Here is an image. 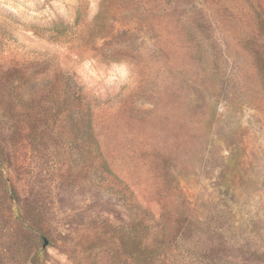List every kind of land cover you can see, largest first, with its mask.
Returning a JSON list of instances; mask_svg holds the SVG:
<instances>
[{
	"label": "rangeland",
	"instance_id": "obj_1",
	"mask_svg": "<svg viewBox=\"0 0 264 264\" xmlns=\"http://www.w3.org/2000/svg\"><path fill=\"white\" fill-rule=\"evenodd\" d=\"M130 233L264 264V0H0V264H134Z\"/></svg>",
	"mask_w": 264,
	"mask_h": 264
},
{
	"label": "trees",
	"instance_id": "obj_2",
	"mask_svg": "<svg viewBox=\"0 0 264 264\" xmlns=\"http://www.w3.org/2000/svg\"><path fill=\"white\" fill-rule=\"evenodd\" d=\"M77 17L78 14L76 16V19ZM71 27L72 26L68 25L67 23L64 24L63 22L58 21L53 25V30L58 34H65ZM141 230L142 227L140 224V232ZM140 239L141 238L139 236L137 237L136 233H134L133 235L132 233H130L129 235V248L131 257L134 260V264H154L156 253L159 251V249L162 248L161 242L152 239L150 242L140 244ZM136 242H139V244H136ZM252 257L254 258L255 262L264 261V253L253 252Z\"/></svg>",
	"mask_w": 264,
	"mask_h": 264
},
{
	"label": "water",
	"instance_id": "obj_3",
	"mask_svg": "<svg viewBox=\"0 0 264 264\" xmlns=\"http://www.w3.org/2000/svg\"><path fill=\"white\" fill-rule=\"evenodd\" d=\"M44 244H46V240H44Z\"/></svg>",
	"mask_w": 264,
	"mask_h": 264
}]
</instances>
